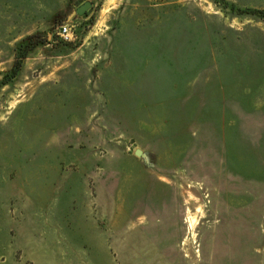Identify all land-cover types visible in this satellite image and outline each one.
Instances as JSON below:
<instances>
[{"label": "rangeland", "instance_id": "1", "mask_svg": "<svg viewBox=\"0 0 264 264\" xmlns=\"http://www.w3.org/2000/svg\"><path fill=\"white\" fill-rule=\"evenodd\" d=\"M0 264H264V0H0Z\"/></svg>", "mask_w": 264, "mask_h": 264}, {"label": "trees", "instance_id": "2", "mask_svg": "<svg viewBox=\"0 0 264 264\" xmlns=\"http://www.w3.org/2000/svg\"><path fill=\"white\" fill-rule=\"evenodd\" d=\"M34 37H36L38 39L35 40V39H33ZM29 38H31V40H33V41H29L28 45H26L25 48L21 47V49H19L17 51L16 58H15V61L13 63V66H12V70H11L9 79L15 77L18 74V72L21 70V68L23 66L24 59L26 58L29 50L33 46H35V44H37L38 42L41 41V39H39V35H33ZM3 82H5V81H3Z\"/></svg>", "mask_w": 264, "mask_h": 264}, {"label": "built area", "instance_id": "3", "mask_svg": "<svg viewBox=\"0 0 264 264\" xmlns=\"http://www.w3.org/2000/svg\"><path fill=\"white\" fill-rule=\"evenodd\" d=\"M58 34L61 36L63 40H66V41L72 40L73 32H72V29L69 23L62 24L59 27Z\"/></svg>", "mask_w": 264, "mask_h": 264}, {"label": "water", "instance_id": "4", "mask_svg": "<svg viewBox=\"0 0 264 264\" xmlns=\"http://www.w3.org/2000/svg\"><path fill=\"white\" fill-rule=\"evenodd\" d=\"M92 3L90 1H86L85 3H83L81 6H79L77 9H75L74 11H72L71 15L69 16V19L72 18V16L75 15H84L86 13V11L91 8ZM137 155H141V151L138 150L136 152Z\"/></svg>", "mask_w": 264, "mask_h": 264}]
</instances>
